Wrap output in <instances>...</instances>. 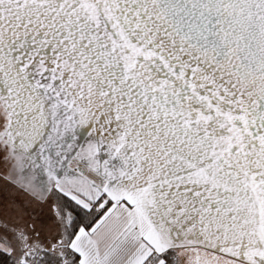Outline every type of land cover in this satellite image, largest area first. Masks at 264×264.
I'll return each instance as SVG.
<instances>
[{
	"label": "snow or ice",
	"instance_id": "obj_1",
	"mask_svg": "<svg viewBox=\"0 0 264 264\" xmlns=\"http://www.w3.org/2000/svg\"><path fill=\"white\" fill-rule=\"evenodd\" d=\"M17 161L61 199L3 264H264V0H0Z\"/></svg>",
	"mask_w": 264,
	"mask_h": 264
},
{
	"label": "rangeland",
	"instance_id": "obj_2",
	"mask_svg": "<svg viewBox=\"0 0 264 264\" xmlns=\"http://www.w3.org/2000/svg\"><path fill=\"white\" fill-rule=\"evenodd\" d=\"M15 167L16 171L8 173L6 180H0V193L5 192L8 199V201H4V204L0 203V217L2 213L1 218L5 219L8 226L6 227L8 232L3 231V227H0V238L10 236L12 243L22 239L23 235L17 236V234H23L24 230H27L25 235L31 238V228L33 226L41 231L46 230L50 222L47 200L50 194L53 196V193H51V179L46 180L45 169L40 171L32 169L27 174H23L21 170L27 165L17 161ZM64 190L68 191L69 189L65 186ZM9 198L12 202H9ZM3 208L4 211H2ZM21 222H25V224L21 226ZM15 226L17 229L14 232L12 228ZM12 243L8 240L5 246Z\"/></svg>",
	"mask_w": 264,
	"mask_h": 264
},
{
	"label": "trees",
	"instance_id": "obj_3",
	"mask_svg": "<svg viewBox=\"0 0 264 264\" xmlns=\"http://www.w3.org/2000/svg\"><path fill=\"white\" fill-rule=\"evenodd\" d=\"M0 196H1V199H0V203H2V204H4V201L6 202V201H8V199H7V194H5V192H1L0 193ZM53 197H54V199H56L57 201H59L61 198L59 197V196H57V195H55L54 193H53ZM9 202H12V200L9 198ZM1 204V205H2ZM3 207H4V205H3ZM1 211V210H0ZM2 211H4V208H3V210ZM1 217H2V213H1ZM0 217V225H2V226H4L5 228L6 227H8L7 226V224H6V221H5V219H2ZM46 219V218H45ZM44 219V220H45ZM43 220V221H44ZM25 224V222H21V226H23ZM17 229V227L15 226L14 228H12V231H14L15 232V230ZM25 234H27V230H24L23 231V234L22 233H18L17 234V236H21V235H23V237L25 238ZM23 237H21L22 239H23ZM27 237H29V236H27ZM20 238V239H21ZM30 238V237H29ZM6 258L5 257H3L2 255H0V264H3V261L5 260Z\"/></svg>",
	"mask_w": 264,
	"mask_h": 264
},
{
	"label": "crops",
	"instance_id": "obj_4",
	"mask_svg": "<svg viewBox=\"0 0 264 264\" xmlns=\"http://www.w3.org/2000/svg\"><path fill=\"white\" fill-rule=\"evenodd\" d=\"M4 219V218H3ZM3 231H4V227H3ZM10 242L12 243L11 239H10Z\"/></svg>",
	"mask_w": 264,
	"mask_h": 264
}]
</instances>
